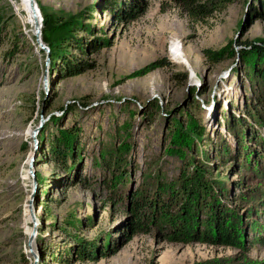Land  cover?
<instances>
[{"label": "rangeland", "instance_id": "obj_1", "mask_svg": "<svg viewBox=\"0 0 264 264\" xmlns=\"http://www.w3.org/2000/svg\"><path fill=\"white\" fill-rule=\"evenodd\" d=\"M226 1L35 0L80 21L84 51L64 43L52 62L43 26L0 0V264H264V156L250 142L264 140V0ZM69 63L84 72L63 78ZM192 122L202 137L173 155V131ZM75 127L64 165L55 140ZM184 170L212 185L240 246L196 240L209 217L197 184L134 224L133 195L166 198ZM82 243L95 260H77Z\"/></svg>", "mask_w": 264, "mask_h": 264}, {"label": "trees", "instance_id": "obj_2", "mask_svg": "<svg viewBox=\"0 0 264 264\" xmlns=\"http://www.w3.org/2000/svg\"><path fill=\"white\" fill-rule=\"evenodd\" d=\"M230 2L231 0L226 1V3H230ZM192 4L193 1H191V5ZM199 7H203V6H199ZM39 9L43 18L42 37L51 46L49 57L51 58L52 62H56L57 60H60V55H62L65 50L63 48L64 43L73 44V40L77 41L76 46L82 48V51H84L85 47H83L84 46L83 41L79 40L78 37H75L73 35L74 34L73 32L75 31L73 28L80 24V21L76 16L66 13L65 11H55L49 9L48 7H44L42 5H39ZM89 28H90L89 25L85 26L84 30L90 31ZM60 33H64V34L68 33L69 37H66V35L60 38L55 36ZM16 50L17 48L15 49L13 48L11 53H13ZM255 51H258V53L261 52L260 48L258 47H255ZM207 53L209 54V57L212 60L215 59L214 54H211L210 52ZM252 55H254L253 52H249L248 58H252ZM66 70L67 71L63 76V78L80 75L84 72L85 69H79L78 65L69 63V65L66 67ZM258 75L264 83V69H262L261 73H259ZM262 102L263 103L260 106L264 108V100ZM259 107L254 108L256 112L250 114L252 116L255 115L258 116ZM260 125H262L263 127L264 123H260ZM173 132L175 134L173 140L174 147L172 149L173 155L180 154V152L178 151L179 147H184V146L191 147L194 139L196 137L201 138L203 134L202 129L198 125H196L195 122L190 123L187 129L182 126H176V130H174ZM78 135H79V129L77 127L71 128L67 131L61 130L59 132V137H57V139L55 140V144L53 147L54 154L55 156H57V158H59L62 161L64 165L66 163V159L71 149V142L78 140ZM245 136L246 135H244L243 137L245 138ZM250 142H253L254 144L258 145V147L261 149V155L263 157L264 140L259 138L254 133L250 139ZM244 150L247 151L246 152L247 156H249V154L253 155V153L257 152L255 147L246 148ZM117 152H119V155L123 154L121 149L117 150ZM257 153L260 154L259 151ZM116 154L118 155V153ZM258 154L256 155L259 158L260 156ZM185 173L186 171L184 170L183 176L181 177L182 178L181 183L174 182L171 185H168L169 190L166 198H163V195L160 193V191L162 192V187L155 195L156 196L155 200H150L144 193H142L141 191H137L133 195L134 204L131 207V211L133 212V217H134V224L141 227L149 224L150 222H152V220L155 219L154 215L156 212H160L161 214L172 213L171 209L175 206V204L176 205L178 204L180 198L181 197L187 198L190 195H192L194 184H197V186L201 188L199 191L200 196L204 197L202 202H200L201 208L207 211L208 213L207 215L209 217L208 218L206 217L205 220L199 219L200 221L197 222V224L195 225L197 229L198 228L204 229L202 235H199L201 233L200 231L198 232L196 236V240L200 241V239H202L203 240L202 242L204 243L218 244L224 246H234V247L240 246L239 229H237V226L234 221L232 222L230 221V213L228 212L226 207L222 204V202L214 201L215 198L214 196L216 194L214 193V189L212 188V185L208 184L207 183L208 181L204 182L203 173L197 171L196 173H193L191 175L192 177L186 176ZM187 205L188 204L186 203L184 207L183 206L181 207V210L182 208L186 210L185 211L186 216L191 214V210L188 208ZM209 211H211L212 213H210ZM178 221L179 220H175L176 223H178ZM172 222L174 221L172 220ZM210 228L214 229V231L216 232L214 239L212 237L210 238V235H208L209 234L208 231ZM133 232L135 233L136 231ZM181 235L182 237L185 238V236L182 233ZM78 247H79L77 252L78 261L95 260L96 258L95 253L97 251L96 250L97 246L95 244L91 243L86 245L82 243Z\"/></svg>", "mask_w": 264, "mask_h": 264}, {"label": "bare ground", "instance_id": "obj_3", "mask_svg": "<svg viewBox=\"0 0 264 264\" xmlns=\"http://www.w3.org/2000/svg\"><path fill=\"white\" fill-rule=\"evenodd\" d=\"M20 1L22 3L23 9L29 15L31 22L33 23V21H35V26H36L37 25V22L39 20V16H38L39 7H38V5L36 6V8H34L31 5V1L30 0H20Z\"/></svg>", "mask_w": 264, "mask_h": 264}, {"label": "water", "instance_id": "obj_4", "mask_svg": "<svg viewBox=\"0 0 264 264\" xmlns=\"http://www.w3.org/2000/svg\"><path fill=\"white\" fill-rule=\"evenodd\" d=\"M30 1H31V5H32L34 8H36L37 4H36L35 0H30ZM41 26H42V19L40 18V19L38 20V22H37V25H36V31H37L38 33H41ZM39 40H40V39H39ZM33 237H34V236H33ZM33 237L31 238V241H30V242H32Z\"/></svg>", "mask_w": 264, "mask_h": 264}]
</instances>
